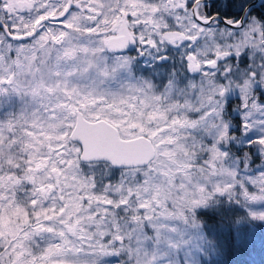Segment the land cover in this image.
Masks as SVG:
<instances>
[{"label": "snow or ice", "instance_id": "obj_1", "mask_svg": "<svg viewBox=\"0 0 264 264\" xmlns=\"http://www.w3.org/2000/svg\"><path fill=\"white\" fill-rule=\"evenodd\" d=\"M0 264H264V0H0Z\"/></svg>", "mask_w": 264, "mask_h": 264}, {"label": "trees", "instance_id": "obj_2", "mask_svg": "<svg viewBox=\"0 0 264 264\" xmlns=\"http://www.w3.org/2000/svg\"><path fill=\"white\" fill-rule=\"evenodd\" d=\"M259 236H260V230L257 229V237L259 238ZM232 259H234L236 261H249V260H258L259 256L255 255V254L252 257L235 255L234 257H232Z\"/></svg>", "mask_w": 264, "mask_h": 264}]
</instances>
